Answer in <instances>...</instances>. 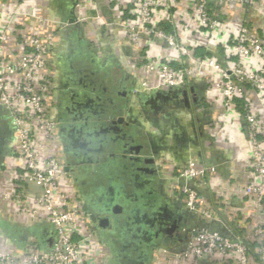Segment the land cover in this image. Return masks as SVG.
<instances>
[{"label":"crops","instance_id":"crops-1","mask_svg":"<svg viewBox=\"0 0 264 264\" xmlns=\"http://www.w3.org/2000/svg\"><path fill=\"white\" fill-rule=\"evenodd\" d=\"M258 2L250 11L239 4L225 6L224 22L234 31L248 18L253 34L264 39V0ZM174 3L170 13L163 8L154 20L186 46L196 48L201 58L225 63L218 48L229 41L230 29H222L214 40L201 30L192 0ZM123 5H128L125 17L134 19L131 0ZM1 7L11 14L4 17L11 24L9 40L0 44L8 62H15L26 50L17 34L54 38L47 73L55 87L51 106L59 127L53 138L41 134L43 154L67 163L71 184L64 174L62 187L77 192L84 207L88 202L98 230L115 242L116 248L104 242L109 263L219 264L177 256L193 239V226L204 222L189 214L184 196L174 189L180 182L179 169L190 161L216 167L206 182L198 184L214 217L204 223L224 233H252L264 214L243 192L247 183L258 181L252 180L248 167L251 142L241 115L232 113L223 119L222 96L206 92V77L218 82V71L199 69L203 75L187 88L186 96L156 98V92L169 89L144 90L145 80L155 86L159 76L147 70L141 56L177 60L180 53L145 34L137 47L125 46L127 31L120 25V10L109 0H0ZM260 62L257 59L255 65ZM189 66L197 69L194 61ZM248 94L260 116L264 139V99L254 90ZM242 106L240 102L241 110ZM120 118L125 122L119 123ZM0 132L7 144L0 163V252L23 257L42 224L7 197L21 161L6 108H0ZM111 214V227H98L96 218Z\"/></svg>","mask_w":264,"mask_h":264},{"label":"built area","instance_id":"built-area-1","mask_svg":"<svg viewBox=\"0 0 264 264\" xmlns=\"http://www.w3.org/2000/svg\"><path fill=\"white\" fill-rule=\"evenodd\" d=\"M174 1L131 0L135 6V18L130 20L132 17H125L124 10L128 6L123 5L125 0H109L114 8L120 10V25L127 31L128 43L125 46L137 47L140 35L145 34L166 42L180 53L181 58L177 60L163 56H141L147 70L157 71L159 76L155 86H150L145 80L144 90L187 89L202 77L203 72L199 69L213 68L220 73L218 82L206 77V92H218L222 96L225 107L223 119L228 114L237 113L245 122V132L251 142L248 167L252 180L258 181L247 183L243 192L252 199V205L263 210L264 214V139L260 116L252 107L248 94L254 90L264 99V39L253 34L248 18L232 31V25L224 22L222 12V8L233 4L242 5L250 11L259 2L192 0L200 28L208 36L216 40L222 29L231 31L229 41L218 48L225 59V63H221L212 57L201 58L196 54V48L186 46L176 34L167 32L154 20L163 8L170 13L175 7ZM168 13L166 20H169ZM5 16L10 17L11 14L6 7H1V46L9 40L11 31V24L4 20ZM17 37L26 50L19 54L15 62H8L2 56L0 47V108H6L15 129L21 161L14 188L7 197L22 212L42 224V230H39L41 240L47 245H41L39 238L33 234L23 257L0 252V264H111V256L105 254V244L101 238L103 231L98 230L79 194L61 185L64 174L71 184L67 163L43 154L41 134L53 138L59 127L51 106L55 87L49 82L47 73L54 38L20 34ZM257 59L261 62L255 65ZM192 61L197 64L196 70L189 66ZM240 102H243L242 110L239 108ZM214 171L215 166L200 167L190 161L179 169L180 182L174 188L175 193L184 196V205L189 214L196 215L204 222L214 217L198 184L206 182L209 173ZM28 182L37 184L42 191L31 192ZM204 222L195 230L191 229L193 239L183 251L177 253L178 258L216 260L219 264H250L255 260L258 264H264V216L247 236L212 230Z\"/></svg>","mask_w":264,"mask_h":264},{"label":"water","instance_id":"water-1","mask_svg":"<svg viewBox=\"0 0 264 264\" xmlns=\"http://www.w3.org/2000/svg\"><path fill=\"white\" fill-rule=\"evenodd\" d=\"M192 90H193V88H192ZM173 93L182 94L183 96H186L187 95V89L168 90V92H166V91H158V92H156V98L165 96L163 94H167V96L170 97V95H172ZM118 122L119 123H123V122H125V120H124V118H120L118 120ZM6 149H7V144H6L5 135H3L2 132H0V163L2 162V160L5 157ZM147 162H154V160L153 159H149V160H147ZM149 172H152V171H149ZM27 186H28V189L31 192H33V193H40L42 191L41 187H39L35 183L28 182ZM111 216H112V214L108 215L106 217H97L96 221H97L98 227L100 226L101 228H104V229L110 228L111 227V223H112L111 222L112 221ZM176 227H178V224L176 225ZM221 232H223V231H221Z\"/></svg>","mask_w":264,"mask_h":264},{"label":"trees","instance_id":"trees-1","mask_svg":"<svg viewBox=\"0 0 264 264\" xmlns=\"http://www.w3.org/2000/svg\"><path fill=\"white\" fill-rule=\"evenodd\" d=\"M83 192L85 193V188L83 187ZM85 209H86V211L89 213V214H93V211H92V207H90V205L88 204V202H87V204L85 205ZM199 226H201V225H199ZM199 226H193V228L192 229H196V228H198ZM210 229H212V230H214L213 228H211L210 226H208ZM35 234H36V236L39 238V239H42V234L40 233V231L39 230H35ZM110 237V235L108 234V233H106V232H102V234H101V238H102V240L105 242V241H108V242H111L112 243V248H116V244H115V242H113V241H109V238ZM107 238H108V240H107ZM117 253V252H116ZM118 254V253H117Z\"/></svg>","mask_w":264,"mask_h":264}]
</instances>
